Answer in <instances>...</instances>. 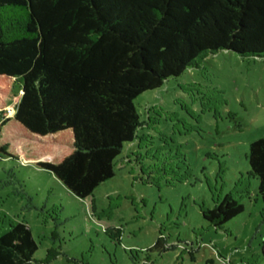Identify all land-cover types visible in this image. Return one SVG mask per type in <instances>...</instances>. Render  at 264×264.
<instances>
[{"label":"trees","instance_id":"trees-1","mask_svg":"<svg viewBox=\"0 0 264 264\" xmlns=\"http://www.w3.org/2000/svg\"><path fill=\"white\" fill-rule=\"evenodd\" d=\"M220 51L264 58V0H0V157L86 198L136 138L134 100ZM248 164L264 204V137ZM243 210L230 194L200 206L219 230ZM37 249L25 222L0 234V264H31Z\"/></svg>","mask_w":264,"mask_h":264},{"label":"rangeland","instance_id":"rangeland-1","mask_svg":"<svg viewBox=\"0 0 264 264\" xmlns=\"http://www.w3.org/2000/svg\"><path fill=\"white\" fill-rule=\"evenodd\" d=\"M134 106L136 138L86 198L0 157V234L25 222L38 247L31 264H264V204L248 164L264 137V58L220 51ZM227 194L244 210L215 229L200 206ZM158 239L163 248L149 250ZM51 248L60 254L44 263Z\"/></svg>","mask_w":264,"mask_h":264}]
</instances>
